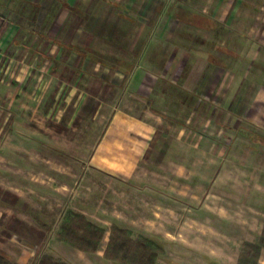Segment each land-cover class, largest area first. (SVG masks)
Here are the masks:
<instances>
[{"label": "rangeland", "instance_id": "1", "mask_svg": "<svg viewBox=\"0 0 264 264\" xmlns=\"http://www.w3.org/2000/svg\"><path fill=\"white\" fill-rule=\"evenodd\" d=\"M119 1L131 2L127 8L133 24L117 16L120 8L101 6V18L115 20L131 36L149 39V60L158 69L150 80L174 76L184 59L178 54L184 43L191 46L190 53L207 47L213 52L205 50L207 58L220 59L223 71L216 70L212 77L218 82L208 89L210 81L204 78L202 85L206 81L207 88L201 85L197 90L203 101L195 112L184 108L177 113L162 106L165 113L178 115L173 129L181 131L165 136L169 152L163 160L180 161L182 176L192 178H182L179 188L174 187L178 197L165 195L155 201L87 168L89 153L81 148L93 144L98 128H82L74 141L66 143L35 132H5L0 136V251L19 264H37L43 254L68 264H115L103 257L115 223L133 237L144 235L162 242L165 253L157 264H235L241 244L257 241L264 224V146L245 133L264 138V0H174L226 21L227 27L215 26L212 34H205L212 40L203 42L194 41L192 28L182 31V26L172 24L169 2L173 0H152L147 23L136 13L140 0ZM185 8L180 14L188 12ZM221 39L226 54L214 48L222 45ZM13 89L10 85L9 91ZM102 112L108 115L107 109ZM183 161L197 162V168ZM164 166L160 170L166 177L170 166ZM69 209L83 212L106 229L96 253H83L57 241L59 223ZM259 264H264V250Z\"/></svg>", "mask_w": 264, "mask_h": 264}, {"label": "crops", "instance_id": "2", "mask_svg": "<svg viewBox=\"0 0 264 264\" xmlns=\"http://www.w3.org/2000/svg\"><path fill=\"white\" fill-rule=\"evenodd\" d=\"M154 3L140 0V12L136 13L142 23L152 17L153 9H149ZM169 3L172 24L182 26V31L192 28L194 41L212 40L205 34H212L219 24L227 27L226 21L187 9L174 0ZM130 5L119 0L0 2V136L5 132H35L50 141L66 143L74 141L82 128H98L93 144L81 148L89 153L87 168L107 176L112 184L132 188L131 193L162 201L165 195L178 197L182 178H192L182 176L180 161L163 160L169 152L165 136L181 131L179 127L173 129L178 115L165 113L162 106L177 113L184 108L195 112L203 101L202 92L200 97L197 93L202 81L209 80L208 89L212 88L218 82L212 81L214 72L223 71V67L207 61L204 52L213 54L210 48L194 54L184 43V49L178 50L184 59L174 76L150 80L158 69L149 60V39L141 34L131 36L115 20H103L99 12L101 6L120 8L117 16L133 24L127 8ZM183 8L188 12L180 14ZM195 16L209 20L212 27H188ZM10 85L14 86L12 91ZM104 109L108 111L106 117L102 116ZM182 163L197 168V162ZM164 165L170 166L166 177L160 170ZM166 184L171 187L166 189Z\"/></svg>", "mask_w": 264, "mask_h": 264}, {"label": "trees", "instance_id": "3", "mask_svg": "<svg viewBox=\"0 0 264 264\" xmlns=\"http://www.w3.org/2000/svg\"><path fill=\"white\" fill-rule=\"evenodd\" d=\"M193 25L199 29L212 27L209 20L195 16ZM221 54H226L228 49L223 45L214 46ZM208 62L212 65H221L217 55H211ZM188 70L182 74L186 77ZM246 133V137L255 143L264 146V138L254 133ZM39 225H44L35 219ZM106 229L89 220L83 213L69 209L63 215L57 232V241L70 246L83 253L94 254L100 248ZM264 250V224L261 228L258 240L255 242L244 241L237 256V264H259V258ZM164 254V244L159 240L137 235L119 225L113 223L109 229L108 241L103 250V257L115 264H157L160 256ZM0 264H19L10 259L8 255L0 251ZM37 264H68L55 258L51 254H43Z\"/></svg>", "mask_w": 264, "mask_h": 264}, {"label": "built area", "instance_id": "4", "mask_svg": "<svg viewBox=\"0 0 264 264\" xmlns=\"http://www.w3.org/2000/svg\"><path fill=\"white\" fill-rule=\"evenodd\" d=\"M2 27H3V20H2V18L0 17V31H1Z\"/></svg>", "mask_w": 264, "mask_h": 264}]
</instances>
